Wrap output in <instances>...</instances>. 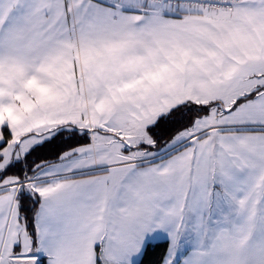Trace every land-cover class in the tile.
Instances as JSON below:
<instances>
[{"label":"snow or ice","instance_id":"1","mask_svg":"<svg viewBox=\"0 0 264 264\" xmlns=\"http://www.w3.org/2000/svg\"><path fill=\"white\" fill-rule=\"evenodd\" d=\"M161 247L264 264V0H0V264Z\"/></svg>","mask_w":264,"mask_h":264},{"label":"trees","instance_id":"2","mask_svg":"<svg viewBox=\"0 0 264 264\" xmlns=\"http://www.w3.org/2000/svg\"><path fill=\"white\" fill-rule=\"evenodd\" d=\"M163 135L167 137L170 135V132L164 131ZM54 150H59V147L54 142V145H45L44 148L38 149L37 153H33V158H35L37 155L41 159H49L52 158L54 154ZM162 247L161 248H154L151 250L146 257H144L145 264H156V261L160 259V255L162 253Z\"/></svg>","mask_w":264,"mask_h":264}]
</instances>
